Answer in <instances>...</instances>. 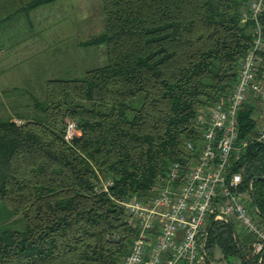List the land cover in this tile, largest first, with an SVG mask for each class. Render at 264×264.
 <instances>
[{
    "label": "trees",
    "instance_id": "1",
    "mask_svg": "<svg viewBox=\"0 0 264 264\" xmlns=\"http://www.w3.org/2000/svg\"><path fill=\"white\" fill-rule=\"evenodd\" d=\"M56 1L0 0V26L15 28L19 17L32 26L30 13ZM248 1L102 0V32L79 45L104 46L106 63L47 80L27 112L0 119V264L121 262L137 232L120 202L147 196L172 163L186 169L198 154L196 117L230 94L250 47L241 23ZM261 25L264 34V12ZM66 119L80 132L71 142ZM255 129L247 102L236 144ZM233 173L264 223V144L233 154ZM100 176L113 181L107 192ZM210 224L203 264H264V250L258 262L254 237L233 221Z\"/></svg>",
    "mask_w": 264,
    "mask_h": 264
},
{
    "label": "built area",
    "instance_id": "2",
    "mask_svg": "<svg viewBox=\"0 0 264 264\" xmlns=\"http://www.w3.org/2000/svg\"><path fill=\"white\" fill-rule=\"evenodd\" d=\"M264 0H249L241 15L248 26L250 47L240 61L237 80L230 94L211 108L198 113L195 125L200 133L199 151L188 165H170L147 196H133L120 202L128 225L137 234L129 252L119 264H203L208 226L212 222L235 221L254 237L251 256L264 250V223L249 207L240 191V173L229 175L231 157L249 142L264 144V109L256 120L255 133L238 144V112L250 99L264 102V71L259 70L264 51L261 16ZM20 124L21 121H15ZM80 134L77 124L66 119L63 139L71 142ZM185 150H194L187 142ZM110 179L100 178L101 191H108ZM230 264H245L233 260Z\"/></svg>",
    "mask_w": 264,
    "mask_h": 264
},
{
    "label": "rangeland",
    "instance_id": "3",
    "mask_svg": "<svg viewBox=\"0 0 264 264\" xmlns=\"http://www.w3.org/2000/svg\"><path fill=\"white\" fill-rule=\"evenodd\" d=\"M30 19L32 28L25 18L14 20V30L25 39L0 63V119H14L16 113L27 112L34 100L43 98L47 80L82 78L87 70L106 63L104 46L79 45L102 32V0H57L31 12ZM52 68L61 69V73L54 74ZM250 103L257 120L264 102L251 98ZM214 258H221L218 249Z\"/></svg>",
    "mask_w": 264,
    "mask_h": 264
},
{
    "label": "crops",
    "instance_id": "4",
    "mask_svg": "<svg viewBox=\"0 0 264 264\" xmlns=\"http://www.w3.org/2000/svg\"><path fill=\"white\" fill-rule=\"evenodd\" d=\"M45 6H47V5H45ZM29 27L32 28V26H29ZM18 31H21V30H18ZM15 33H17V35H15ZM24 36L25 35H20L19 32H16L14 30V28H10L7 26H0V59L3 60L0 63H3L7 60V58L10 56L9 52H11V49H13L15 46L21 44L23 42V40L25 39ZM5 53H6V57L3 56ZM7 53H9V54H7ZM52 70H53L54 74L55 73L59 74V72L61 73V69L57 70L55 68H52Z\"/></svg>",
    "mask_w": 264,
    "mask_h": 264
},
{
    "label": "water",
    "instance_id": "5",
    "mask_svg": "<svg viewBox=\"0 0 264 264\" xmlns=\"http://www.w3.org/2000/svg\"><path fill=\"white\" fill-rule=\"evenodd\" d=\"M251 196H252V199H253V194L251 193ZM254 209L256 210V207L254 206ZM211 225L212 224H210L209 226H208V232H209V229L211 228ZM212 264H216L215 262H211ZM180 264H183V262H180Z\"/></svg>",
    "mask_w": 264,
    "mask_h": 264
}]
</instances>
